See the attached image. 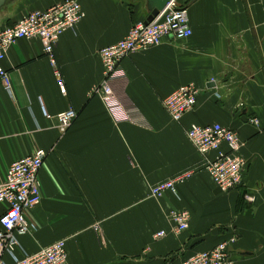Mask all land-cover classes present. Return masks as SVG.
<instances>
[{"label":"crops","instance_id":"crops-1","mask_svg":"<svg viewBox=\"0 0 264 264\" xmlns=\"http://www.w3.org/2000/svg\"><path fill=\"white\" fill-rule=\"evenodd\" d=\"M62 1L11 0L0 9V30ZM79 2L84 18L55 47L65 94L38 39L18 41L0 61L11 82L9 91L0 85V183L13 162L46 153L41 202L27 212L34 230L17 236L16 254L63 240L69 264H183L236 237L233 261L264 264V0H177L192 34L122 60L114 91L131 122L120 124L95 92L103 81L98 53L145 21L146 2ZM189 84L200 91L196 104L174 122L163 100ZM68 111L75 118L62 130L56 116ZM214 123L242 142L239 189L220 191L204 168L214 154L200 155L187 139L191 125ZM187 171L195 173L174 192L151 195ZM172 210L189 212L187 230L176 233Z\"/></svg>","mask_w":264,"mask_h":264},{"label":"built area","instance_id":"built-area-1","mask_svg":"<svg viewBox=\"0 0 264 264\" xmlns=\"http://www.w3.org/2000/svg\"><path fill=\"white\" fill-rule=\"evenodd\" d=\"M83 18L79 0H63L45 10L26 13L13 26L0 30V61L4 60L8 48L18 41L38 39L58 80L57 85L61 93L65 94L57 68L55 47L61 35L74 29ZM191 34L186 8L178 5L177 0H172L150 23L132 25L120 41L99 50L103 81L95 92L99 94L114 123L131 122V115L114 91L119 79L124 78L120 66L122 60L131 54L148 50L164 38L185 40ZM0 85L7 91L11 88L9 74L1 65ZM199 93L195 85L189 84L176 89L163 100V106L172 121L179 122L185 114L192 111ZM44 115L49 118L46 113ZM56 118L60 129L65 130L71 125L75 114L68 111L57 115ZM186 136L200 155L206 157L214 154L212 159L206 160L204 168L220 191L228 192L241 186L246 162L240 154L242 142L237 132L218 123L207 126L193 124L188 128ZM45 156L43 150H36L13 162L6 171L5 179L0 183V206L3 210L0 213V264H4L3 254L11 258L10 264H69L66 243L63 240L33 255L20 257L15 252L19 246L17 236L29 234L34 230V225L27 219V212L41 202L38 174ZM194 173L187 171L154 185L151 195L158 198L165 192H174L178 184L190 179ZM168 219L175 226L176 233H180L188 229L190 214L186 210H172ZM95 231L97 232L98 228H95ZM154 237L164 238L165 233L161 231ZM235 243L236 237H230L212 249L188 258L183 264H238L230 257L231 247Z\"/></svg>","mask_w":264,"mask_h":264},{"label":"water","instance_id":"water-1","mask_svg":"<svg viewBox=\"0 0 264 264\" xmlns=\"http://www.w3.org/2000/svg\"><path fill=\"white\" fill-rule=\"evenodd\" d=\"M9 0H0V9L6 4ZM172 0H145L146 9L149 12L148 17L143 22L145 25L150 23L155 16L158 15L160 11H162L168 3Z\"/></svg>","mask_w":264,"mask_h":264},{"label":"rangeland","instance_id":"rangeland-1","mask_svg":"<svg viewBox=\"0 0 264 264\" xmlns=\"http://www.w3.org/2000/svg\"><path fill=\"white\" fill-rule=\"evenodd\" d=\"M9 1H11V0H9ZM9 1H7L6 4H7ZM213 83H215V82H213Z\"/></svg>","mask_w":264,"mask_h":264},{"label":"trees","instance_id":"trees-1","mask_svg":"<svg viewBox=\"0 0 264 264\" xmlns=\"http://www.w3.org/2000/svg\"><path fill=\"white\" fill-rule=\"evenodd\" d=\"M241 186H239V187H237V188H235V189H239Z\"/></svg>","mask_w":264,"mask_h":264}]
</instances>
